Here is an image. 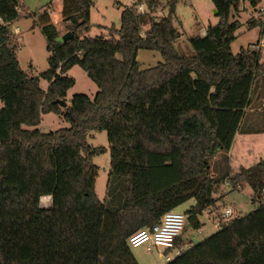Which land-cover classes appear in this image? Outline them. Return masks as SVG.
<instances>
[{
    "label": "trees",
    "instance_id": "16d2710c",
    "mask_svg": "<svg viewBox=\"0 0 264 264\" xmlns=\"http://www.w3.org/2000/svg\"><path fill=\"white\" fill-rule=\"evenodd\" d=\"M175 1L157 20L160 0H138L105 39L85 37L92 0H61L62 35L71 38L58 43L52 3L29 13L21 0H0V264H138L128 245L133 233L189 201L184 215L198 231L199 217L222 201L215 195L225 182L235 191L250 188L256 209L220 221L214 234L168 264H264V160L210 173L214 157L230 152L264 74L259 51H231L240 3L255 10L261 0H210L218 22L189 40V56L175 48L182 36L173 24ZM21 17L36 18L46 41L48 70L39 76L24 72L16 57L11 26ZM247 25L264 30L261 19ZM140 50L157 52L162 62L141 70ZM74 66L98 91L92 99L75 94L62 108ZM47 113L69 126L42 132ZM91 131H105L109 143L104 201L95 193L98 168L91 158L106 150L90 148ZM45 196L49 208L40 206Z\"/></svg>",
    "mask_w": 264,
    "mask_h": 264
},
{
    "label": "rangeland",
    "instance_id": "374dc122",
    "mask_svg": "<svg viewBox=\"0 0 264 264\" xmlns=\"http://www.w3.org/2000/svg\"><path fill=\"white\" fill-rule=\"evenodd\" d=\"M93 6L90 10V30L85 37H103L105 39L110 38L109 28L114 26L119 28L120 15L124 8H127L137 2L138 0H92ZM144 2V0H141ZM169 0H160V6L154 12V17L159 18L167 15ZM49 3H52L50 18L57 22V29L60 32V36L65 32L66 24L62 22L60 15L59 0H21L22 8L24 12H36L42 11ZM144 5V4H142ZM175 10L173 15L174 26L182 33L180 39L176 42L175 48L180 55L189 56L193 54L189 40L195 36L200 35L209 25H215L218 22V18L213 15V5L210 0H176ZM264 9V0L258 4L257 8L253 10L248 4L242 11L234 14V20H239V28L235 32V40L231 43V51L233 54L239 53L241 49L251 50L252 44L260 39V33L262 31L261 26L249 28L247 21L250 18L261 19L257 17L259 9ZM146 10V6H143ZM240 18H238L239 13ZM233 20V19H230ZM18 27L16 34L17 47L16 57L20 68L29 74L30 76H39L41 73L48 70L47 59L49 52L46 49V41L42 35L39 24L36 18H19L11 26L13 32ZM147 26L143 28L146 29ZM263 46V45H262ZM259 48L260 63L264 64V47ZM137 62L140 65V69H148L154 67L157 63L162 62L161 56L157 52L140 50L137 54ZM67 75L74 80V86L67 91L65 97V104L69 106L71 104L72 96L75 94H84L89 98H93L98 91L96 85L87 77L86 73L78 66L72 67ZM40 86L43 90H46L48 84L45 81H41ZM254 87H257V92L252 99L250 108L246 110L242 123L240 125V133L236 135L235 141L237 142L230 153H219L211 161V175L215 176L217 173H223L231 168L234 173L240 166L249 167L250 165L260 161L257 158L252 157V148L256 147L264 149V133L260 134H245L246 132L255 130H264V74L261 75L255 82ZM259 100L256 101L255 99ZM2 102L0 101V108ZM257 114L263 115L262 118H258ZM69 125L63 119L61 115L54 113H47L41 115V123L39 129L42 132L56 131L59 129L67 128ZM254 142V143H252ZM87 143L90 148H105L106 152L103 154L93 155L91 158L92 163L97 166V176L95 177V193L100 201H104L106 197V185L110 171V155H109V143L107 134L105 131H91L87 134ZM258 145V146H257ZM247 149V152H245ZM264 152V151H263ZM232 153V156L229 155ZM264 160V156L262 158ZM261 159V160H262ZM233 188L228 182H225L220 188L215 198L222 199L217 202L216 207L206 210L202 216L199 217L203 223L202 229L195 231L187 225L185 221V227L181 233L194 234L193 244L200 242L201 240L211 236L219 229V223L222 220V214L225 209H230L233 212V217H243L256 209L257 203H253V194L250 188L244 186L239 187L237 190ZM256 201V200H255ZM193 201H189L188 204L182 205L178 212L185 213V209L188 205H193ZM41 207L49 208L51 202L48 200L40 203ZM232 220V219H231ZM230 220V221H231ZM229 222V221H227ZM226 223V222H225ZM186 237V238H188ZM134 258L138 264H163V261L157 257V253H147L145 247L131 249ZM161 261V263H160Z\"/></svg>",
    "mask_w": 264,
    "mask_h": 264
},
{
    "label": "built area",
    "instance_id": "2783aa9c",
    "mask_svg": "<svg viewBox=\"0 0 264 264\" xmlns=\"http://www.w3.org/2000/svg\"><path fill=\"white\" fill-rule=\"evenodd\" d=\"M189 3L190 0H187ZM144 5L138 6V12L144 13ZM261 16L264 22V9L260 8L257 12V17ZM203 35L205 32H202ZM263 45V46H262ZM264 47V30L260 33V39L256 44H252L251 51H260V47ZM81 52L78 53L80 55ZM234 219L233 212L230 209H225L222 214L224 222ZM186 216L184 213L171 210L166 212L159 222L151 227H145L137 230L128 238V245L131 249L145 247L147 253H158L163 260V264H168L174 258L178 257L184 249H178L176 240L180 237L185 227ZM186 250V249H185ZM168 252V253H164Z\"/></svg>",
    "mask_w": 264,
    "mask_h": 264
},
{
    "label": "crops",
    "instance_id": "0c3cea01",
    "mask_svg": "<svg viewBox=\"0 0 264 264\" xmlns=\"http://www.w3.org/2000/svg\"><path fill=\"white\" fill-rule=\"evenodd\" d=\"M59 4H60V9H61V0H59ZM247 3H245V2H241L240 3V6H239V11H242V9H244L245 8V5H246ZM213 9H214V7H213ZM215 10V9H214ZM213 10V11H214ZM61 11V10H60ZM50 12V14H51V10L49 11ZM240 14H241V12L239 13V16H238V18H240ZM60 15H61V12H60ZM214 15V14H213ZM61 17V16H60ZM216 18H217V16H215ZM51 21L55 24V25H57V22L56 21H53V19L51 18ZM239 21V20H238ZM240 24V23H239ZM202 30H204V32H205V29H202ZM17 31H18V27H16L15 28V34H17ZM200 35H202L203 36V33H201ZM257 116H258V118H262V116L263 115H259V114H257ZM40 126V125H39ZM248 135H250V134H248ZM252 143H254V142H252ZM236 145H237V142L234 140V143H233V146H232V148H231V150L234 148V147H236ZM258 146V145H257ZM230 150V151H231ZM264 149L263 148H260V147H256V149L254 150L253 148H252V157H254V158H257V159H259V160H261L262 158H263V156H264ZM245 152H247V149H245ZM230 153V152H229ZM232 156V153L229 155V157H231ZM263 160V159H262ZM189 203V202H188ZM188 203H186V204H188ZM190 206H192V205H188V208L190 207ZM181 207V206H180ZM180 207H178L176 210H178ZM188 208H186L184 211H186ZM175 210V211H176ZM201 222V221H200ZM202 223V222H201ZM202 226H203V223H202ZM202 229V227L199 229V230H201ZM198 230V231H199ZM191 236L192 235H194V234H190ZM191 236H189L188 237V235L187 234H183V235H180V241L179 242H177V247H178V249H187V248H189L190 246H192L193 245V237H191ZM186 237H188V238H186ZM202 241V240H201ZM195 244V243H194ZM164 253H168V252H164ZM157 257L159 258V259H161L160 258V256H159V254L157 253ZM162 260V259H161ZM163 261V260H162ZM138 263V262H137ZM160 263H161V261H160ZM157 264H159V263H157Z\"/></svg>",
    "mask_w": 264,
    "mask_h": 264
},
{
    "label": "water",
    "instance_id": "95a60500",
    "mask_svg": "<svg viewBox=\"0 0 264 264\" xmlns=\"http://www.w3.org/2000/svg\"><path fill=\"white\" fill-rule=\"evenodd\" d=\"M213 14H214V16H217V11L216 10H214L213 11ZM70 38H71V33H66V34H64V35H62V36H60V37H58L57 39H56V42H58V43H65V42H67L68 40H70ZM60 106L62 107V108H65L66 107V104H65V102H60Z\"/></svg>",
    "mask_w": 264,
    "mask_h": 264
},
{
    "label": "bare ground",
    "instance_id": "6f19581e",
    "mask_svg": "<svg viewBox=\"0 0 264 264\" xmlns=\"http://www.w3.org/2000/svg\"><path fill=\"white\" fill-rule=\"evenodd\" d=\"M48 199L51 202V197H49V196L42 197V198H40V203H42V201H46Z\"/></svg>",
    "mask_w": 264,
    "mask_h": 264
}]
</instances>
